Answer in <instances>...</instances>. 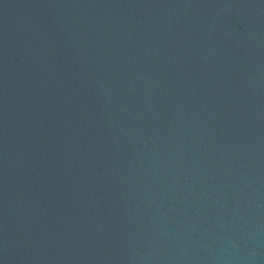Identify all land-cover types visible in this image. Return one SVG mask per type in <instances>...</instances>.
Wrapping results in <instances>:
<instances>
[{
    "label": "water",
    "instance_id": "obj_1",
    "mask_svg": "<svg viewBox=\"0 0 264 264\" xmlns=\"http://www.w3.org/2000/svg\"><path fill=\"white\" fill-rule=\"evenodd\" d=\"M0 264H264V0H0Z\"/></svg>",
    "mask_w": 264,
    "mask_h": 264
}]
</instances>
